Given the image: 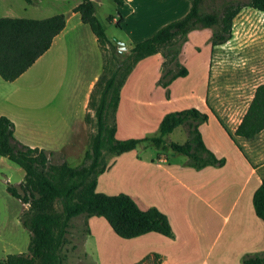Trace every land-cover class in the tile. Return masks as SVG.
<instances>
[{
	"label": "rangeland",
	"instance_id": "obj_1",
	"mask_svg": "<svg viewBox=\"0 0 264 264\" xmlns=\"http://www.w3.org/2000/svg\"><path fill=\"white\" fill-rule=\"evenodd\" d=\"M225 1L246 0H204L202 9L205 12L220 9ZM78 2L80 0H34V3L0 0V17L42 18L65 14L68 37L77 39L78 44L87 48L81 53L70 45L68 51L59 52L55 46L47 60L38 62L15 82L0 80V95L9 98L0 101V116L12 121L14 138L22 144L44 149L50 162L65 161L71 167L84 162L86 146L88 149L91 137L98 129L94 110L82 113V88L89 67L107 75L109 69L117 70L118 82L124 73V65L119 63L129 55L131 46L150 37L163 25L181 18L188 10V0H120L121 3L94 0L96 16L108 39L116 47L117 42L126 46L120 50L123 56L113 58L112 47L99 48L89 26L80 20L78 13L70 11ZM110 16H114L116 22L123 17L121 26L109 21ZM214 29L198 28L190 32L180 48V39L176 38L171 46L158 53L162 59L160 69L153 63L157 59L155 55L137 62L121 87L122 109L127 111L128 106L136 104L132 110L135 124L133 128L121 129L117 138L157 136L159 115L192 107L189 92L197 83L199 70L218 67L221 51L238 53L241 57L237 61L239 67L264 71V12L244 7L233 19L231 38L217 46H211ZM66 47L69 48V44ZM176 48L179 51L172 57ZM164 53L168 54L164 57ZM176 63L184 66L189 75L171 81L167 88L162 87L158 80L167 69L177 70ZM103 66L106 70H102ZM122 115V112L118 113L116 121ZM106 119L109 125L114 121L111 107H108ZM187 136L188 128L183 125L164 139L166 143H180ZM157 153L153 144L146 141L133 152L119 155L112 171L99 174L96 190L107 194L124 192L141 208H159L167 215L174 237L151 232L125 239L116 235L104 219L90 216L88 223V216L81 215L72 219L58 249L62 264H162L164 256L169 260L163 264H241L243 255L236 261L231 255L232 249L226 250L227 258L222 260V244L208 251L203 240L202 244L199 239L194 243L198 235L190 231L191 213L182 210L187 202V192L171 172L155 166ZM160 154L167 158L163 166L176 163L186 166L184 154L173 153L170 149L160 151L158 156ZM114 156L103 152L102 159L109 165ZM24 175L21 167L0 156V260L8 254L27 253L30 232L21 222L27 204L7 191V186H14L21 192L19 183L24 180ZM54 210L62 212L59 200L55 201ZM154 253L160 256L159 263L153 260ZM146 255L149 258L140 262Z\"/></svg>",
	"mask_w": 264,
	"mask_h": 264
},
{
	"label": "trees",
	"instance_id": "obj_2",
	"mask_svg": "<svg viewBox=\"0 0 264 264\" xmlns=\"http://www.w3.org/2000/svg\"><path fill=\"white\" fill-rule=\"evenodd\" d=\"M25 1L31 3V0ZM203 1L189 0L190 6L184 16L163 25L150 37L132 45L129 55L119 63L120 66L124 65V73L118 82L117 70L109 69L108 75L105 72L99 75L88 100V109L94 110L98 129L91 137L81 165L71 167L65 161L50 162L49 154L44 149L16 140L12 121L4 115L0 116V156L21 167L25 173L24 180L19 183L21 192L14 186H7V191L27 204L21 222L30 232L27 253L8 254L0 260V264H62L58 249L68 233L72 219L81 215L103 218L116 235L125 239L149 232L174 237L169 219L161 210L155 206L141 208L124 192H98L96 185L98 175L109 168L102 159L103 152L120 155L146 141H150L158 153L170 149L173 153L184 154L187 157L185 165L195 170L224 165L225 159L217 158L202 140L199 125L207 121L208 115L196 107L164 114L158 124V135L153 137L118 139L115 137V122L109 125L106 119L108 107H111L115 115L120 88L139 60L161 52L171 46L176 38L180 39V48L188 34L198 28H215L211 46L220 45L231 38L233 19L244 7L264 12V0L225 1L220 9L211 12L202 9ZM73 12L80 14L81 21L89 26L101 49L111 46L113 58L123 56L108 39L98 20L94 0H81ZM112 18L110 16L109 21ZM121 20L122 17L116 23L118 27ZM65 22L66 16L63 13L43 19L0 17V77L5 81H13L20 76L49 48ZM179 48L174 50L172 57H175ZM167 54L164 53V57ZM176 67L175 71L167 69L158 80L162 87L167 88L171 81L188 74L184 66L176 63ZM102 70H106V67L103 66ZM166 95H169L168 91ZM182 125L188 128L187 139L183 143H166L164 136ZM263 129L264 83L257 86L245 115L230 136L251 139ZM56 200L60 201L61 213L54 210ZM252 204L256 216L264 221V178L253 192ZM152 256L156 263L160 262L158 254ZM148 258L146 255L140 262ZM241 264H264V251L243 254Z\"/></svg>",
	"mask_w": 264,
	"mask_h": 264
},
{
	"label": "crops",
	"instance_id": "obj_3",
	"mask_svg": "<svg viewBox=\"0 0 264 264\" xmlns=\"http://www.w3.org/2000/svg\"><path fill=\"white\" fill-rule=\"evenodd\" d=\"M80 2L71 8L70 11L73 14L78 13L73 12V8ZM31 3H34V0H31ZM189 6L190 2L188 0V9ZM112 17L111 22L115 23L116 19L114 16ZM122 21L123 17L120 21V26ZM68 33V18L66 17L63 29L52 39L49 48L36 58L20 76L10 82H15L26 72L31 71L44 58L47 60L55 46L58 47L59 52L68 51L70 45H73L74 51L81 53L84 50L86 51L87 48L78 44L77 39L69 38ZM94 39L99 47L95 35ZM67 44H69V48L66 47ZM154 55L157 59L153 63L157 69H160L161 56L158 53ZM218 57L220 61L218 67L199 70L197 83L189 92V97L193 103L191 104L192 107L207 113L208 119L199 125V131L205 146L217 158L222 157L225 159L224 165L221 167L206 166L200 170H195L179 163L163 166L162 163L166 162L167 158L163 154L158 156L157 153L155 166L164 169L166 172H171L178 184L186 190L187 202L182 210L183 212L190 211L191 213L192 219H189L191 220L190 231L196 232L198 235L194 243H197L198 239L200 242L203 240L208 251L222 244V260L227 258L226 250L232 249L233 252L231 253L233 254L231 255L235 256L236 258L234 259L238 261L239 257L246 252L264 250V221L256 216L252 204L253 192L264 178V129L251 139L240 136L232 138L230 135L234 134L245 115L257 86L264 83V79L258 80V78L264 77V71L258 68L247 69L239 67L237 61L241 57L236 52L221 51ZM47 62L50 64L51 60ZM94 63L97 66V60ZM89 69V72L85 75L86 79L83 78L85 79L84 87H81L84 92L82 113L89 111V94L100 75L97 68ZM187 75H189V72ZM0 80L2 81L3 79L0 77ZM8 100V96L0 95V101L5 102ZM134 105L136 104L132 103L130 107L128 106L129 109L127 111L122 109L120 88V99L114 115L116 138L117 133L121 129L133 128L136 120L134 114H132V110L135 109ZM121 112L123 115L116 121L115 116ZM162 116V114L158 116L157 124H159ZM137 119L139 120V117ZM118 156H114L106 171L114 167ZM98 182L99 179L97 177V185ZM188 198H190L189 201ZM229 246L232 248H229ZM167 260L169 259L164 256L162 264Z\"/></svg>",
	"mask_w": 264,
	"mask_h": 264
},
{
	"label": "water",
	"instance_id": "obj_4",
	"mask_svg": "<svg viewBox=\"0 0 264 264\" xmlns=\"http://www.w3.org/2000/svg\"><path fill=\"white\" fill-rule=\"evenodd\" d=\"M117 43H118L117 47H118L119 50H122V49H125L126 48V46L124 45V43H122V42H117Z\"/></svg>",
	"mask_w": 264,
	"mask_h": 264
}]
</instances>
